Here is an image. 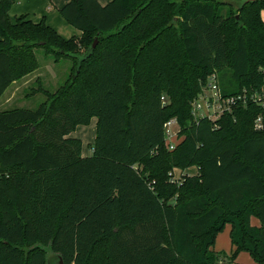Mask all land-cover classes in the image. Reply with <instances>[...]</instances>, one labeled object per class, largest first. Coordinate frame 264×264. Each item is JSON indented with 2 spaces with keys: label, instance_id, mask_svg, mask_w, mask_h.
I'll return each mask as SVG.
<instances>
[{
  "label": "trees",
  "instance_id": "obj_1",
  "mask_svg": "<svg viewBox=\"0 0 264 264\" xmlns=\"http://www.w3.org/2000/svg\"><path fill=\"white\" fill-rule=\"evenodd\" d=\"M16 1L0 0V98L39 69L36 51L75 67L57 92L39 89L34 110L0 111V264H46L48 245L64 264H233L240 252L264 264L263 106L252 99L264 95V0H69L58 13L81 34L69 39L44 19L11 23ZM212 74L242 99L195 121L190 103ZM93 117L83 157L69 135ZM172 118L183 139L168 151ZM226 225L229 255L213 249Z\"/></svg>",
  "mask_w": 264,
  "mask_h": 264
},
{
  "label": "rangeland",
  "instance_id": "obj_2",
  "mask_svg": "<svg viewBox=\"0 0 264 264\" xmlns=\"http://www.w3.org/2000/svg\"><path fill=\"white\" fill-rule=\"evenodd\" d=\"M228 8L222 9V14L226 15ZM59 17V16H58ZM61 17V16H60ZM59 17V18H60ZM11 23L15 22V17L9 12ZM262 18L264 19V11H262ZM61 19V18H60ZM63 21V20H62ZM64 22V21H63ZM69 33L59 34L64 39L79 38L80 32L75 28L64 22ZM84 49L78 48L76 53H83ZM40 67L37 71L26 76L11 85L3 96L0 98V111L10 110L14 108H23L34 110L39 104L45 101L46 97L39 89H45L50 93L57 92L58 89L64 87L71 81L75 63L69 59L54 60L53 58H45L40 51H36ZM182 64V62H179ZM179 64V65H180ZM229 77L226 73L223 75V82L228 83ZM264 90V89H263ZM96 118L93 117L86 125L77 126L76 129L70 133L71 138L79 139L82 143L81 155L83 157H90L92 155L93 145L95 142ZM194 173V169L189 174ZM171 178L174 183H179L180 171L175 170ZM223 239L221 238V241ZM48 249V248H46ZM50 261L54 256L50 254Z\"/></svg>",
  "mask_w": 264,
  "mask_h": 264
},
{
  "label": "built area",
  "instance_id": "obj_3",
  "mask_svg": "<svg viewBox=\"0 0 264 264\" xmlns=\"http://www.w3.org/2000/svg\"><path fill=\"white\" fill-rule=\"evenodd\" d=\"M242 98L224 97L218 78L215 74L209 76L202 86L201 92L190 103L191 115L195 121L201 118H207L210 121H215L227 112H230L233 105H235ZM254 101L261 103L263 111L254 121V128L258 131H264V95L262 97L254 98ZM162 105H165L164 97H161ZM180 127L175 118H172L163 124L164 145L168 151H173L176 146L182 141L179 135Z\"/></svg>",
  "mask_w": 264,
  "mask_h": 264
},
{
  "label": "crops",
  "instance_id": "obj_4",
  "mask_svg": "<svg viewBox=\"0 0 264 264\" xmlns=\"http://www.w3.org/2000/svg\"><path fill=\"white\" fill-rule=\"evenodd\" d=\"M69 0H17L10 9L15 17L21 15H27L29 19L33 22H39L44 19L45 22L53 28L57 33L64 35L63 33H69L64 24V20L60 17L58 9L62 7ZM102 6L109 3L111 0H97ZM262 18V11L260 13ZM61 18H59V17ZM64 22H63V21ZM264 21V19L262 18ZM15 84V83H14ZM13 85V84H12ZM264 89V88H263ZM264 91V90H263ZM193 169L188 170L191 172ZM250 224L252 226L258 227L259 221L256 218L250 219ZM230 225H226L222 232H220L214 241L213 249L216 252H222L229 255L233 248L230 243ZM221 238L223 239L221 241ZM233 264H255L251 256L246 252H240Z\"/></svg>",
  "mask_w": 264,
  "mask_h": 264
},
{
  "label": "water",
  "instance_id": "obj_5",
  "mask_svg": "<svg viewBox=\"0 0 264 264\" xmlns=\"http://www.w3.org/2000/svg\"><path fill=\"white\" fill-rule=\"evenodd\" d=\"M257 1H259V0H245V4H247V3H254V2H257ZM95 47H96V40L92 43V45H91V49H94ZM40 248H41V249L44 251V253H45L46 264H64L63 261H62V259H61V257H60V255H58V254H54V252L52 251L50 245H48V246H46V247L40 246ZM46 248H48V249H46ZM50 254H51L52 256H54V259L51 260V261H50V258H51V257H49Z\"/></svg>",
  "mask_w": 264,
  "mask_h": 264
}]
</instances>
